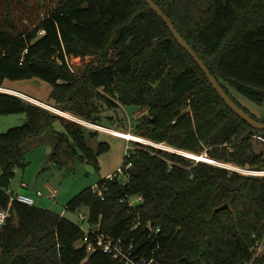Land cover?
Wrapping results in <instances>:
<instances>
[{
    "label": "trees",
    "instance_id": "16d2710c",
    "mask_svg": "<svg viewBox=\"0 0 264 264\" xmlns=\"http://www.w3.org/2000/svg\"><path fill=\"white\" fill-rule=\"evenodd\" d=\"M153 1L225 92L264 123L231 92L264 101V0H211L205 9L196 0ZM87 55L95 63L74 75L66 56ZM30 78L53 86L50 97L62 111L92 119L100 112L98 100L118 101L144 111L137 136L264 171V147L257 152L253 142L254 136L264 139V131L226 105L145 0H0V87ZM0 113L27 116L22 126L0 134V209L8 211L0 226V264H125L99 249L89 252L81 225L46 208L10 203L15 170L27 164L26 141L51 132L53 159L63 150L76 156L78 148L93 166L86 128L66 121L64 132L56 131L58 115L3 92ZM107 147L101 143L99 153ZM152 150L158 155L131 152L128 182L105 178L98 183L107 187L103 197L86 188L66 208H89L90 228L132 245L138 262L249 264L264 238V176ZM254 264H264V255Z\"/></svg>",
    "mask_w": 264,
    "mask_h": 264
},
{
    "label": "rangeland",
    "instance_id": "374dc122",
    "mask_svg": "<svg viewBox=\"0 0 264 264\" xmlns=\"http://www.w3.org/2000/svg\"><path fill=\"white\" fill-rule=\"evenodd\" d=\"M196 2L201 9H205L210 5L211 0H196ZM69 59L71 63H73L74 72H72L76 76H81L88 65L95 63V58L90 55L85 57H70ZM5 87L19 91L27 96H31L57 108L58 110H61L59 109L60 106L56 103V101L50 97V94L53 91V86L39 78L17 81L9 80L5 83ZM99 91L103 93L102 90ZM231 92L244 108L249 110L258 118L264 117V101L262 104H256L236 92L234 89H231ZM23 99L29 101L28 99ZM29 102L38 105L32 101ZM113 103V106H109L104 100H98L97 105L98 107L101 106L100 112L94 115L92 119L80 117L70 111H63L67 112L70 117L62 116L55 113L54 110L45 108V106H40L50 113L60 117L54 124V129L56 131L64 132V124L62 123L66 121L76 123L77 125L86 128L85 137L87 145L95 153L96 160L93 166L90 165L88 163V159L81 157L84 154L78 148L76 156H71L68 154L67 150H63L61 151L59 157L53 159L54 147L57 144L55 135L51 132H46L40 136H36L26 141L23 145V151L25 153V160L27 164L25 169L18 167L15 170V175L10 183V190L14 193V195H29L35 199V206L49 209L56 214L64 216L68 220L81 225L84 232H88L90 230L89 221H82L80 217L81 215L88 216L89 208L82 207L78 211L72 212L66 208L70 200H72L84 189L97 185L101 180L109 178L111 175L116 174L121 168H123L125 166L128 145L133 147L132 151L142 149L152 153L153 155H158V153L152 150L156 148H153L151 145L142 142L128 143L126 140L115 137L107 131L95 130L92 128V125H99L110 130H115L116 132L120 131L135 135L137 119L144 114V111L136 107L123 106L118 101ZM26 117L25 113H0V134L7 132L11 128L22 126L26 122ZM136 141L144 140L140 138L136 139ZM253 142L257 152L263 150L264 139L262 137L254 136ZM101 143H106L108 147L99 153ZM165 144L168 145L167 143ZM188 156L208 161L206 154L199 156L189 154ZM200 156H203V158ZM211 164L224 167L229 170H233L234 168L237 172L246 176H264V171H259L257 169L247 170L236 167L232 164H222L218 162ZM23 183L27 184L28 187H23ZM49 187L57 189L58 194L56 198L52 199L49 197ZM39 191L44 195L41 198L36 195ZM134 200L135 199H133V201ZM261 241L264 242V238L261 239ZM258 251L259 249L255 252L258 253ZM263 255L264 248L260 252L259 257L261 258Z\"/></svg>",
    "mask_w": 264,
    "mask_h": 264
},
{
    "label": "built area",
    "instance_id": "2783aa9c",
    "mask_svg": "<svg viewBox=\"0 0 264 264\" xmlns=\"http://www.w3.org/2000/svg\"><path fill=\"white\" fill-rule=\"evenodd\" d=\"M69 58L70 57L66 56V64L70 68V70L74 72L73 63H71ZM0 92L11 94V95L17 96V97L22 98V99L23 98L28 99L29 101H32V102L38 104L39 106H45V108L54 110L55 112H56V110H58L57 108H55L51 105H48L45 102H42V101L37 100L31 96H27L26 94H23L19 91H16V90H13V89H10L7 87H3V88L0 87ZM92 128L95 130L107 131L108 133H110L111 135H113L115 137L126 140L128 143L142 142V143L153 146V148L163 150V151L172 152V153H177V154L182 155L184 157L190 158V157H188V154H190V153H188L186 151L175 149L169 145H166L165 143H157V142H154L151 140H147L143 137H141V138L145 139V141H134V140L126 139V138L118 136L116 133H112L114 130L107 129V128L99 126V125H92ZM138 137H140V136H138ZM132 149H133L132 146H129V145L127 146V156H126L125 166L123 168H121L116 174H113L109 178H107L109 181H113L115 179H120L124 183L129 181V179L131 177V170L133 168V164L131 161H127V160H129ZM200 157L203 158V156H200ZM192 159L196 160L197 162L201 161V160H198L196 158H192ZM208 160H210V159H208ZM208 163H217V162H215V161L209 162L208 161ZM233 171H237V170L233 168ZM22 186L26 187V188L28 187V185L25 183H23ZM105 190H107L106 185H98L97 184V185L92 187V191L100 197L104 196ZM8 193L10 195V203L15 201V202H18L20 204L27 205V206H35V199L29 195H23V194L14 195V193L10 189L8 190ZM57 194H58L57 189L49 187V197L50 198H52V199L56 198ZM36 195L39 198L44 196L43 193L40 191L37 192ZM141 201H142V198L139 197V198L135 199L134 201H133V199L130 200L129 204L135 205ZM7 216H8V211L0 209V226L5 224ZM80 218L82 221H86V220H89V215L88 216L87 215H81ZM84 233H85V235L83 238V242L85 244H87V248H88L89 252H93V251L99 249V250L103 251L104 253L112 256L113 258L125 262V264H152L155 262L154 258H152L149 262H146V261L145 262H138V261L134 260L131 257V253H130V250H132V247H133L132 245H130L128 248H125L123 241L121 239H114L110 236H107V235L99 232L98 228H96V227L90 228V230L88 232H84ZM263 248H264V242L263 241L257 242L256 252L258 249H259V251H258V253L255 252L254 257L251 260V262H249V264H254L255 260L257 258H259L260 252L263 250Z\"/></svg>",
    "mask_w": 264,
    "mask_h": 264
},
{
    "label": "water",
    "instance_id": "95a60500",
    "mask_svg": "<svg viewBox=\"0 0 264 264\" xmlns=\"http://www.w3.org/2000/svg\"><path fill=\"white\" fill-rule=\"evenodd\" d=\"M148 6L164 21L168 26L171 33L177 42L190 54V56L195 60L200 69L203 71L205 76L208 78L210 84L213 86L214 90L218 95L225 101L226 105L231 108L241 119H243L248 125L252 128L264 131V123L257 121L250 114H248L243 108H241L232 98L228 95L223 87L219 84L216 78L211 74L209 68L206 66L204 61L198 56L195 50L189 45V43L182 37V35L177 31L174 24L170 18L163 12V10L153 1L145 0ZM192 159V157H190ZM213 161V160H212ZM91 167V166H90ZM228 204L223 205L220 208H217L216 211H221L227 209Z\"/></svg>",
    "mask_w": 264,
    "mask_h": 264
},
{
    "label": "bare ground",
    "instance_id": "6f19581e",
    "mask_svg": "<svg viewBox=\"0 0 264 264\" xmlns=\"http://www.w3.org/2000/svg\"><path fill=\"white\" fill-rule=\"evenodd\" d=\"M55 113H58V114H60V115H62V116H68V117H70L69 116V114L67 113V112H63L62 110H56V112ZM112 133H121V134H117L118 136H120V137H123V138H126V139H130V140H135L136 141V139H140L138 136H135V135H133V134H131V133H124V132H116L115 130L112 132ZM143 139V138H142ZM144 141H145V139H143ZM189 155V154H188ZM189 157V156H188ZM193 158V157H192ZM197 159V158H196ZM199 160V159H198ZM204 159H202L201 161H203ZM208 160V159H207ZM205 161V160H204ZM209 162H212L211 160H208ZM208 161H205V162H208Z\"/></svg>",
    "mask_w": 264,
    "mask_h": 264
}]
</instances>
